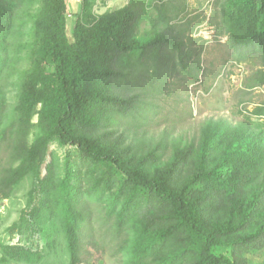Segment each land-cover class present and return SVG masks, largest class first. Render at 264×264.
I'll return each mask as SVG.
<instances>
[{"label":"trees","instance_id":"1","mask_svg":"<svg viewBox=\"0 0 264 264\" xmlns=\"http://www.w3.org/2000/svg\"><path fill=\"white\" fill-rule=\"evenodd\" d=\"M28 1L0 0V77L18 12ZM39 1L32 23V67L16 107L17 125L8 132L11 163L0 174L4 197L24 178L36 179L44 212L54 201L58 206V214L51 212L63 231L68 264L83 261L81 235L90 218V198L107 202L106 214L113 217L117 234L137 222L131 264H253L249 255L264 249L261 131L245 122L210 119L197 137L174 143L171 153L167 131L148 147L130 142L121 148L120 137L115 139V127L124 120L147 121L149 90L160 69H168L171 53L197 80L199 62L188 66L191 56L182 38L168 33L166 6H156L158 17H149L154 28L159 20L166 30L155 28L149 38L140 39L133 2L93 16L95 0H81L70 41L66 0ZM220 6L235 58L259 61L244 85H264V0H221ZM251 112L264 118V102ZM34 115L38 135L29 142ZM52 141L75 148L64 156L61 179L53 161L40 176ZM74 154L90 164V174L83 173ZM0 249L3 260L13 250L12 259H29L30 251L19 246L0 241Z\"/></svg>","mask_w":264,"mask_h":264},{"label":"rangeland","instance_id":"2","mask_svg":"<svg viewBox=\"0 0 264 264\" xmlns=\"http://www.w3.org/2000/svg\"><path fill=\"white\" fill-rule=\"evenodd\" d=\"M129 2H133L138 17L137 35L140 39L149 38L155 28H166L159 20L155 28L149 21V17L157 18L159 15L156 6H166L172 26L168 33L182 38L185 53L191 56L188 66H194L198 61L200 69L197 80L192 81L187 70L181 68L177 53H171L168 69H160V78H155L149 90L147 121L141 123L128 119L115 127V136L120 137L121 148L130 142L148 147L167 131L171 153L174 143H188L199 135L210 119H225L236 125L245 122L261 131L264 137V118L251 112L257 104L264 102V85L254 88L244 85L259 61L239 62L235 58L224 33L221 0H95L91 14L98 16ZM39 5V0H29L19 10L16 27L9 40L8 63L0 77V174L11 163L12 139L8 132L17 125L19 113L16 107L25 88L26 75L32 67L33 14ZM66 5V33L72 41V29L80 13L81 0H66ZM31 122L27 137L29 142L38 135L35 127L37 115L32 117ZM111 137L113 139V135ZM69 152L74 153L75 148L50 142L40 165V176L43 177L46 166L53 161L56 174L61 179L64 156ZM73 158L84 174H90L89 163L80 162L75 154ZM106 195L109 200L113 197L111 191ZM41 199L42 194L32 176L24 178L10 196L4 197L0 192V241L30 251L26 253L28 260L12 259L11 254L15 250L8 252L7 259L3 260L0 249V264H68L63 231L57 216L51 212L54 209L58 214V206H55V201L52 202L45 213V209L40 207ZM87 203L90 218L82 230L83 261L80 264H131L137 222L130 221L126 231L117 234L113 217L106 214L107 202L99 203L90 198ZM52 241L55 242L53 248L50 247ZM249 257L253 264L264 263V249Z\"/></svg>","mask_w":264,"mask_h":264}]
</instances>
